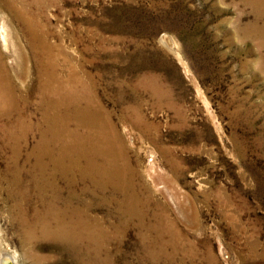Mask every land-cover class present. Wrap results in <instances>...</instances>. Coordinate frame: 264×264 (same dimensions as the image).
<instances>
[{"label":"rangeland","instance_id":"obj_1","mask_svg":"<svg viewBox=\"0 0 264 264\" xmlns=\"http://www.w3.org/2000/svg\"><path fill=\"white\" fill-rule=\"evenodd\" d=\"M37 3L49 41L70 56L71 65L56 61L55 75L66 67L88 82L107 117L105 149L120 186L113 179L100 189L77 168L51 172L63 140L47 138L48 152L38 150L46 60L34 58L21 21L0 6L25 62L17 107L0 110V255L14 264H264V14L243 0ZM52 202L84 212L95 231L78 244L39 232L25 240L18 210L31 219ZM166 229L181 234L177 248Z\"/></svg>","mask_w":264,"mask_h":264},{"label":"bare ground","instance_id":"obj_2","mask_svg":"<svg viewBox=\"0 0 264 264\" xmlns=\"http://www.w3.org/2000/svg\"><path fill=\"white\" fill-rule=\"evenodd\" d=\"M13 1L0 0V6L21 21L23 29L27 32L29 38L28 46L34 58L38 60V54L42 53L46 60V65L41 66L38 83L40 94L38 105L43 110L42 119L45 125L41 132L38 150L48 152L47 138H51L52 143L63 140L59 145L58 157L51 156L50 158L53 166L52 173L59 172L62 175H66L71 171V168H77L82 176H87L88 173L93 176L95 180L92 183L100 189L107 184L112 185L113 179L118 181L114 185L119 188L121 171L115 165V153L107 155L105 149L108 141L104 138L105 133L102 126L105 127L109 122L104 115L102 107H100L96 97L93 95L90 84L75 74H67L66 67H64L65 69L60 77L55 75L56 61L61 59L65 65L66 63L71 65V63H68L70 56L65 52L66 50L62 44L49 41V33L45 29V23L37 21L43 11L42 4H38L37 0H19L20 4L17 6ZM243 1L251 5L257 16L264 14V0ZM0 12V110H2L7 107H17L18 101L15 100L14 82L16 80L23 82L25 62L24 54L19 47L12 48L13 45H16V39L12 36V30L7 24V22L10 23V20L3 9ZM162 43L165 48H169L174 55L178 56L174 45L167 37L162 39ZM1 53L7 57L10 66L9 70L3 64ZM149 90L153 95H157L161 89L149 85ZM24 93L25 95L29 94L27 90ZM18 130L21 131L22 126H18ZM24 131L26 132V129ZM10 136L11 134L9 133ZM13 150L17 151L15 146ZM91 153H100L104 155L105 159H102V163L96 162L89 157ZM41 159L42 157H38L35 165L39 167V171L43 174L44 167L42 168ZM81 159L86 163L83 168H80ZM19 180V177L16 176L17 186ZM6 185L10 191L15 193L13 181L6 182ZM25 193L26 190L23 189L22 194ZM132 199L133 195H130L129 201ZM64 207L59 209L52 202L47 206L43 215H40L38 211H34L31 219L27 217L23 209L18 210V220L24 227L25 240L39 232L42 236H54L63 242L66 240L77 241L82 234L88 235L89 232L93 233L95 231L96 223H90L84 212L78 209H70L69 202ZM140 216L138 213L139 219ZM141 224L139 223V225ZM51 226L52 229H50ZM166 230L172 235L169 242L172 243L174 249L177 248L181 234L177 230ZM92 237L97 239L94 235ZM91 240L93 239L91 238ZM79 242L80 240L76 243L78 244ZM7 256L9 255L4 252L1 253L0 264H8L9 260L14 264L15 258L11 256L9 259Z\"/></svg>","mask_w":264,"mask_h":264},{"label":"water","instance_id":"obj_3","mask_svg":"<svg viewBox=\"0 0 264 264\" xmlns=\"http://www.w3.org/2000/svg\"><path fill=\"white\" fill-rule=\"evenodd\" d=\"M8 258H9V257H8ZM8 260H9V259H8ZM8 264H12V262L9 260V261H8Z\"/></svg>","mask_w":264,"mask_h":264}]
</instances>
